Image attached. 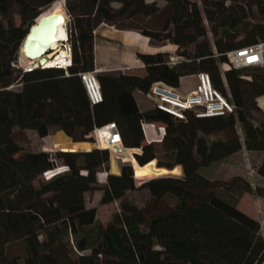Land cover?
<instances>
[{
    "label": "trees",
    "instance_id": "1",
    "mask_svg": "<svg viewBox=\"0 0 264 264\" xmlns=\"http://www.w3.org/2000/svg\"><path fill=\"white\" fill-rule=\"evenodd\" d=\"M57 1L0 0V264H22L8 253L18 241L26 244L24 264H264L261 223L225 198L234 194L238 201L252 194L251 184L240 176L212 181L199 173L243 147L264 152V69L252 75L237 71L229 81L228 73L236 70L226 72L228 90H219L236 115L189 113L187 121H177L156 108L142 112L135 97L156 83L179 88L185 77L220 75L229 52L264 41V0H165L163 7L147 0H66L73 54L69 76L61 69L12 68L30 27ZM253 7L258 22L252 21ZM139 19L163 21L152 30L128 27ZM102 24L138 29L156 48L175 45L184 60L171 68L166 52L139 53L143 74L98 73L104 100L92 106L79 74L96 70L95 31ZM143 120L167 126L163 141L145 142ZM113 122L125 124V148L144 145L147 161L157 160L169 171L182 166L184 177L170 173L136 187L128 163L120 173L106 170L107 182L100 185L97 174L110 163L108 150L22 153L16 139L17 131L31 130L41 138L62 131L75 143L91 142L87 137L95 128ZM59 167L69 171L35 186L45 172ZM257 173L264 178V159ZM142 188L151 199L139 207L126 196ZM99 191L102 204L120 202L121 212L106 226L97 225V209L85 203L86 194ZM256 193L264 197V189ZM69 233L82 235L77 249L90 253L74 259L65 242Z\"/></svg>",
    "mask_w": 264,
    "mask_h": 264
},
{
    "label": "built area",
    "instance_id": "2",
    "mask_svg": "<svg viewBox=\"0 0 264 264\" xmlns=\"http://www.w3.org/2000/svg\"><path fill=\"white\" fill-rule=\"evenodd\" d=\"M69 22L70 19L68 17V22L66 24L67 31ZM60 48L67 51L68 56L66 57L65 63L57 61L56 67L54 68H49L47 62L41 63L40 60L26 59L25 63H22V48L18 60L14 61L11 66L24 73H32L37 70L46 69H61L69 76V69L73 65V54L69 41L66 40L62 43ZM177 49L173 53L168 51L172 53L168 63L171 68L176 67L184 60L183 57L176 54ZM57 54L56 50H52L53 60L55 61L59 56ZM50 56L51 55L45 56L47 61L52 60ZM227 58V63L221 66V75L223 79H226V72L230 70L240 71L248 68L264 69V41L247 48L233 50L227 54ZM136 62L138 65L134 71L145 69V64L139 56L136 57ZM97 74L98 72L96 70L95 72L79 74L88 100L92 106L98 105L104 100L102 87ZM189 77L195 78L196 83L195 86H191L187 94H182L179 92L178 88H173L164 83H156L151 87L146 97L153 103L154 108L167 113L177 121H187L189 113L194 114L198 118L236 115V107L215 87L213 77L209 73L201 72ZM261 106L264 108V105ZM141 128L145 142L148 144L151 142L163 141L167 131V126L165 124L146 120L141 122ZM87 139L98 149L108 150L111 156L114 154L117 160H122L119 158V153L116 150L117 148H125L122 127L118 122L95 128ZM68 171V167H59L45 172L43 177L46 181H49L55 176Z\"/></svg>",
    "mask_w": 264,
    "mask_h": 264
},
{
    "label": "rangeland",
    "instance_id": "3",
    "mask_svg": "<svg viewBox=\"0 0 264 264\" xmlns=\"http://www.w3.org/2000/svg\"><path fill=\"white\" fill-rule=\"evenodd\" d=\"M148 2L157 1L158 5L163 7L165 5V0H147ZM200 1V0H198ZM252 13L255 15L252 18L253 22H258L259 18L257 16V8L253 7ZM162 19H142L137 20L135 22L127 24L128 27H140L143 29H155L157 27H160L162 25ZM15 24L17 26L21 25V19L19 16L15 17ZM126 31H133L137 32L139 34H142L140 30L136 29H127ZM212 41H214L213 38H210ZM23 45V43H22ZM21 45V48H22ZM166 47H169V49L163 50V52L168 53L170 56L172 53L177 49L175 45L168 44ZM72 48V46H71ZM171 51L172 53L168 52ZM258 69L255 68H248L240 70L241 72H244L247 75H252L254 72H256ZM117 72V71H116ZM123 72V71H118ZM144 70H141L138 72L139 74H143ZM237 71H230L228 73V81L230 76L235 75ZM18 75V74H16ZM214 85L217 89L220 88H226L228 90V82L226 79H223L222 75L215 76L213 78ZM196 79L194 78H186L181 81V92L189 91L191 86H195ZM14 90H18V88H15ZM138 101L139 104L144 111H147L149 109H153L154 105L153 103L146 97L145 94H138ZM260 105H264V100H260ZM121 127L124 129L125 124L120 123ZM62 131L59 132H53L50 136L46 138H41L38 136L37 133L31 130L27 131H17L16 132V139L19 143V145L22 147V153L25 152H40V151H46V152H60L61 150H54L53 143L55 140V137ZM238 133L241 137L242 143H244V133L242 130L241 125H238ZM93 144L92 142H89ZM144 146V145H143ZM139 148L142 151L141 157H140V163L144 164L145 161H147V154L145 153V150L143 148ZM98 149L97 147H93L92 150ZM63 152V151H61ZM84 152H87L86 150ZM110 153V152H109ZM111 156V154H110ZM159 157L164 161H170V157H167L163 153L159 154ZM264 159V152H252L247 150L245 147H243L242 150L239 152L233 154L229 158L222 160L220 162L214 163L210 165L209 167H202L199 169V173L212 180V181H230L234 177L240 176L243 177L246 181H248L252 188L253 193H245L241 198L237 201V196L234 194H227L225 195V198L230 202H236L237 207L240 211L244 212L248 216L258 220L261 223V233L264 238V197L259 196L256 193V189L262 188L264 189V178H262L258 173L257 170L260 167L261 162ZM129 162H124L123 160H117L114 164L112 161V156L110 158V163L107 165V169L101 170L97 174V180L100 185H104L107 182V174L106 170L109 174L114 173H120L122 167L125 164H128ZM131 164V163H129ZM132 165V164H131ZM114 166L118 169L117 172L113 171ZM133 169L134 166L132 165ZM181 169V174L177 175L178 177H184V170L182 166H179ZM156 179V178H153ZM135 180L136 187H141L144 183H147L148 181L152 179H144V180ZM46 181L43 175L35 181V186H39L40 182ZM102 183V184H101ZM127 199H129L132 203L138 205L139 207H144L151 199V195L148 189L142 188L133 192L127 193ZM102 198V192H96V193H88L85 196V203L87 208H96L97 209V225H103L106 226L110 222L113 221V218L116 214H119L121 212L120 210V202H113L111 204H102L101 203ZM82 235L76 236L72 233H69L65 237V242L69 244V247L71 250H73V257L74 259H77L79 255L82 254H88L90 253V250L81 252L77 249V241L81 239ZM8 253L10 256H18L21 258L22 264H24L26 259V244L24 241H18L13 244H11L8 248Z\"/></svg>",
    "mask_w": 264,
    "mask_h": 264
},
{
    "label": "crops",
    "instance_id": "4",
    "mask_svg": "<svg viewBox=\"0 0 264 264\" xmlns=\"http://www.w3.org/2000/svg\"><path fill=\"white\" fill-rule=\"evenodd\" d=\"M163 50V48L151 46L149 39L137 32L117 30L106 24H102L95 31V68L98 73L135 72L134 69L138 65L136 57L139 53L157 54ZM181 81L179 92H181ZM187 92L181 93L187 94ZM138 94L142 93L136 92L135 97L143 112L138 101Z\"/></svg>",
    "mask_w": 264,
    "mask_h": 264
},
{
    "label": "bare ground",
    "instance_id": "5",
    "mask_svg": "<svg viewBox=\"0 0 264 264\" xmlns=\"http://www.w3.org/2000/svg\"><path fill=\"white\" fill-rule=\"evenodd\" d=\"M65 1L66 0H58L55 2L52 7L44 13L40 18L47 17L49 15H58V14H64L65 13ZM58 42L52 45V50H56L58 53V58L53 60V55L51 54L52 60H48L47 64L49 68L56 67V62L59 61L61 63L66 62V57L68 56V52L65 50H62L60 48L61 44L64 43L66 40L69 39L68 31L66 28V25H61L58 29ZM164 50L169 49V47H164ZM22 50L24 52V46L22 45ZM51 53V52H50ZM48 53V54H50ZM26 58L24 54L21 56V62L25 63ZM54 150H61V151H91L93 147H96L94 144H91L89 142L84 143H75L71 138H69L64 132H60L54 140L53 143ZM122 152L119 153V158H121L124 162H129L134 166V177L136 180H144V179H153L158 178L167 174H174V175H180L181 169L179 167L175 168L173 171H169L165 168H159L157 165V160L153 161H146L144 164H141L140 157L142 154V151L140 149H127V148H121ZM112 161L115 164L117 161V158L114 154H112ZM114 172H117L118 169L116 166L113 168Z\"/></svg>",
    "mask_w": 264,
    "mask_h": 264
},
{
    "label": "water",
    "instance_id": "6",
    "mask_svg": "<svg viewBox=\"0 0 264 264\" xmlns=\"http://www.w3.org/2000/svg\"><path fill=\"white\" fill-rule=\"evenodd\" d=\"M67 22L68 15L66 12L64 14L49 15L42 19L38 18L35 24L30 27V30L23 42V54L25 58L29 60H40L41 63H46L47 59L45 56L52 54V45L58 42L57 34L59 27L61 25H66ZM116 150L118 153L122 152L121 148H117Z\"/></svg>",
    "mask_w": 264,
    "mask_h": 264
}]
</instances>
